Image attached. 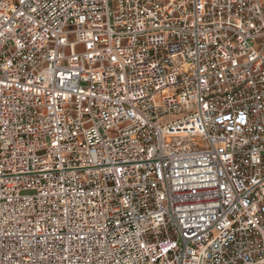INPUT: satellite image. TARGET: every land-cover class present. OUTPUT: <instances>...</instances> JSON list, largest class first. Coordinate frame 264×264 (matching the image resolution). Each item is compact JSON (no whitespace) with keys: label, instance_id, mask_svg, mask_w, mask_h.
Here are the masks:
<instances>
[{"label":"built area","instance_id":"2783aa9c","mask_svg":"<svg viewBox=\"0 0 264 264\" xmlns=\"http://www.w3.org/2000/svg\"><path fill=\"white\" fill-rule=\"evenodd\" d=\"M0 264H264V0H0Z\"/></svg>","mask_w":264,"mask_h":264}]
</instances>
